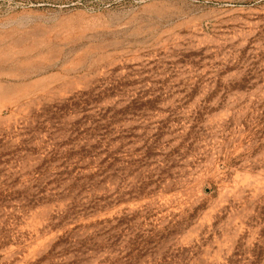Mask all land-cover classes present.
<instances>
[{"label":"rangeland","instance_id":"obj_1","mask_svg":"<svg viewBox=\"0 0 264 264\" xmlns=\"http://www.w3.org/2000/svg\"><path fill=\"white\" fill-rule=\"evenodd\" d=\"M0 264H264V0H0Z\"/></svg>","mask_w":264,"mask_h":264}]
</instances>
